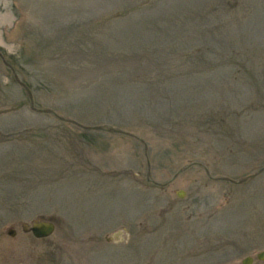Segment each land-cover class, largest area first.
Wrapping results in <instances>:
<instances>
[{
    "label": "rangeland",
    "instance_id": "obj_1",
    "mask_svg": "<svg viewBox=\"0 0 264 264\" xmlns=\"http://www.w3.org/2000/svg\"><path fill=\"white\" fill-rule=\"evenodd\" d=\"M141 1L0 0V264H264V0Z\"/></svg>",
    "mask_w": 264,
    "mask_h": 264
},
{
    "label": "water",
    "instance_id": "obj_2",
    "mask_svg": "<svg viewBox=\"0 0 264 264\" xmlns=\"http://www.w3.org/2000/svg\"><path fill=\"white\" fill-rule=\"evenodd\" d=\"M92 128L100 129V130L103 129L102 126H95ZM251 176L253 175L246 176L243 179H241L239 182H242L243 180L248 179ZM178 196L182 197V194L178 192ZM21 229L24 232H30L36 238H45V237L50 236L53 233L55 229V224L54 222L50 220H37V221H33L29 226L26 224H23L21 226ZM7 234L10 236H13L15 234V229L9 228L7 230ZM257 258L264 260V251L259 252L257 254ZM249 262H250L249 257L243 260V264H248Z\"/></svg>",
    "mask_w": 264,
    "mask_h": 264
},
{
    "label": "trees",
    "instance_id": "obj_3",
    "mask_svg": "<svg viewBox=\"0 0 264 264\" xmlns=\"http://www.w3.org/2000/svg\"><path fill=\"white\" fill-rule=\"evenodd\" d=\"M149 0H143L141 1V5L143 4H147ZM123 12L125 13V16L127 15L126 11H125V8L123 7ZM127 12H130V13H133L134 14V17H139V13L136 11V10H131V8L129 7L128 11ZM137 20H140V19H137Z\"/></svg>",
    "mask_w": 264,
    "mask_h": 264
},
{
    "label": "flooded vegetation",
    "instance_id": "obj_4",
    "mask_svg": "<svg viewBox=\"0 0 264 264\" xmlns=\"http://www.w3.org/2000/svg\"><path fill=\"white\" fill-rule=\"evenodd\" d=\"M250 260L252 261V258L250 257Z\"/></svg>",
    "mask_w": 264,
    "mask_h": 264
}]
</instances>
